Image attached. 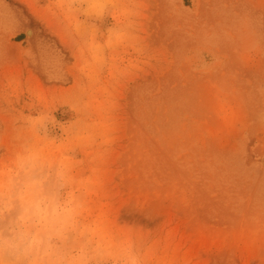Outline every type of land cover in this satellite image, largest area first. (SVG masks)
Wrapping results in <instances>:
<instances>
[{"label":"rangeland","instance_id":"374dc122","mask_svg":"<svg viewBox=\"0 0 264 264\" xmlns=\"http://www.w3.org/2000/svg\"><path fill=\"white\" fill-rule=\"evenodd\" d=\"M0 264H264V0H0Z\"/></svg>","mask_w":264,"mask_h":264}]
</instances>
